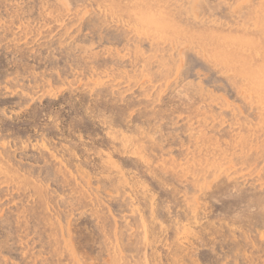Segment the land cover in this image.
<instances>
[{
  "label": "rangeland",
  "instance_id": "rangeland-1",
  "mask_svg": "<svg viewBox=\"0 0 264 264\" xmlns=\"http://www.w3.org/2000/svg\"><path fill=\"white\" fill-rule=\"evenodd\" d=\"M263 68L264 0H0V264H264Z\"/></svg>",
  "mask_w": 264,
  "mask_h": 264
},
{
  "label": "bare ground",
  "instance_id": "bare-ground-1",
  "mask_svg": "<svg viewBox=\"0 0 264 264\" xmlns=\"http://www.w3.org/2000/svg\"><path fill=\"white\" fill-rule=\"evenodd\" d=\"M133 2V1H132ZM124 3V2H123ZM164 7V6H163ZM166 12V11H165ZM219 31V30H218ZM201 32V31H200ZM248 43V42H247ZM260 43V42H259ZM241 46V45H240ZM258 46V45H257ZM235 47V46H234ZM242 47V46H241ZM242 48H244V47H242ZM237 49V48H236ZM255 49V48H254ZM240 50V49H239ZM242 54V53H241ZM256 57V56H255ZM247 61V60H246ZM246 63V62H245ZM235 67V66H234ZM236 68V67H235ZM264 69V68H263ZM260 72V71H259ZM262 72V71H261ZM260 72V73H261ZM261 75V74H260ZM17 131V130H16ZM121 142V141H120ZM125 145H126V143H125ZM128 149V148H127ZM125 150V149H124ZM123 152V151H122ZM127 152V151H126ZM139 156V155H138ZM127 163V162H126ZM70 172V171H69ZM72 172V171H71ZM79 194V193H78ZM79 196V195H78ZM150 196V195H149ZM153 196V195H152ZM151 196V199H153V197ZM32 198V197H31ZM151 199H149V202L151 201ZM169 200V199H168ZM151 203V202H150ZM151 205H153V204H151ZM143 207V206H142ZM145 207V206H144ZM148 207V206H147ZM151 208H153V206H151ZM175 209H176V207H175ZM139 210V209H138ZM185 210V209H184ZM153 211V210H152ZM151 211V212H152ZM154 212V211H153ZM187 213V212H186ZM185 214V213H184ZM183 214V215H184ZM188 214V213H187ZM153 215V214H152ZM185 216V215H184ZM147 219V218H146ZM182 220V219H181ZM194 221H195V219H193ZM141 221H142V219H141ZM144 221H146V220H144ZM152 221V220H151ZM158 221V220H157ZM191 221V220H190ZM189 221V222H190ZM139 222V221H138ZM144 223V222H143ZM188 223V222H187ZM193 223V222H192ZM196 223V222H195ZM207 223V222H206ZM145 224V223H144ZM156 224V223H155ZM157 224H159V223H157ZM210 224V223H209ZM212 224V223H211ZM215 224V223H214ZM141 225H142V223H141ZM150 226V225H149ZM157 226V225H156ZM189 226H190V224H189ZM213 227V226H212ZM138 228H139V226H138ZM142 228H144V227H142ZM219 228V227H218ZM154 229V228H153ZM190 229V227L188 228V229H186L187 231ZM210 229V228H209ZM144 230V229H143ZM157 230V229H156ZM201 230H203V229H201ZM144 233L146 232V231H143ZM154 233V232H153ZM145 235H146V233H145ZM162 236V235H161ZM160 236V237H161ZM137 237V236H136ZM142 237H143V234H142ZM156 237V236H155ZM144 239H146L145 237H144ZM144 239H143V241H144ZM166 239V238H165ZM142 241V242H143ZM157 241V240H156ZM148 242V241H147ZM112 243V242H111ZM144 243H145V241H144ZM146 244V243H145ZM111 245V244H110ZM69 246V245H68ZM145 246V245H144ZM149 247V246H148ZM59 249V248H58ZM138 253V252H137ZM145 253V252H144ZM147 253V252H146ZM143 255H145V254H143ZM144 259H145V256H144ZM65 261H66V259H65ZM116 264V263H115ZM137 264V263H136Z\"/></svg>",
  "mask_w": 264,
  "mask_h": 264
}]
</instances>
